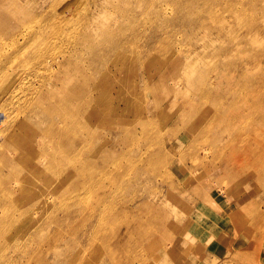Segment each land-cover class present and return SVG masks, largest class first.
<instances>
[{"label": "rangeland", "instance_id": "obj_1", "mask_svg": "<svg viewBox=\"0 0 264 264\" xmlns=\"http://www.w3.org/2000/svg\"><path fill=\"white\" fill-rule=\"evenodd\" d=\"M191 1L219 5L109 48L80 17L92 0H0V264H264V27L235 51L248 20L221 22L244 9L264 26V0ZM51 88L71 99L47 109Z\"/></svg>", "mask_w": 264, "mask_h": 264}, {"label": "bare ground", "instance_id": "obj_2", "mask_svg": "<svg viewBox=\"0 0 264 264\" xmlns=\"http://www.w3.org/2000/svg\"><path fill=\"white\" fill-rule=\"evenodd\" d=\"M60 1L61 0H39V2L34 4L33 7L35 8V6L38 7L47 6V9L54 10L55 8H58ZM123 1H125L123 4L121 3L115 4L113 3V0H94V1L92 0L91 6H89L87 10H85V12H83L80 16L81 19L84 22L86 20L87 23L91 25V27L101 30V32L105 35V37L103 38L107 40L109 48L112 47L115 48L118 45V43L122 42L125 39L126 34L128 33H132L130 36V41L132 42H134L136 39L142 40L145 38H147L148 40H152L153 33L156 30L158 31L160 27H165V29H167L168 27H170V24L173 21L178 19L179 15L192 14V12H201L203 14L207 13V15H210L209 17H212L211 16L213 15L212 8L219 5V3H215V2L214 3L212 2V4L208 3V5H211L212 7L210 8L209 6L203 3L196 4V3H192V1L191 3H189L190 0H149L150 3L148 4V6L144 7L141 5L143 0H123ZM173 6L175 7L176 11H174ZM233 8L234 7H232V9ZM138 9L139 11H141V13L146 12L149 15L148 19L146 21H140V23H137L135 20L132 21V23L128 22L127 18L133 15ZM49 15L52 17L53 12H51ZM170 15H171L170 18L165 19V17H169ZM229 17L233 18L235 21L240 18H245L248 20V22L238 21L242 26H245L244 28L246 29V31L243 33V35H241L240 39L236 40V43L233 45L231 50H235V51L253 50L255 48L254 47L255 44L253 40L263 31L262 28L264 26L257 21L255 22V24H253L252 20H254V17L250 16L249 12L245 11L244 9L243 10L234 9L230 12L227 11V15L222 16L221 22L225 24ZM17 18H18V22L16 23V27L12 29L13 34L16 32L18 24L21 21H24L26 17L18 16ZM160 18H164V20H160ZM199 26H200L199 24H193L192 29L195 30L196 32L206 31L207 35L210 34L209 29H205L203 25L200 27ZM219 34H224V30H221ZM218 36L220 37V40H223V43L228 40V37H226L225 35H218ZM32 40H33L32 36H27V38L23 37L22 44L24 46H27ZM242 42H245L246 45L242 46ZM88 46L94 47V45H92L91 42L89 43ZM170 55H173V53H171ZM155 59L156 58L154 56L152 57L151 61H154ZM187 62L190 61L179 59L175 61L173 64L175 67H189L190 64ZM41 65L42 64H36L34 65L33 70L30 71L25 70L23 74L20 76L21 79L15 81V84H12L10 87L7 88V90L5 91V95L9 96L10 98H14L15 95L18 94L23 89L25 85V80L32 75V72H38V70L41 68L40 67ZM62 70H63V76L65 74H72L75 78L80 77L77 84L73 85V89L78 91L81 90V94L84 95L88 90V84L86 77L82 74V70L73 64H67L64 67L62 66ZM3 72H4V68H0V77L2 76ZM256 72L258 71L256 70L253 71V73ZM111 80L112 79H108V82L105 86L106 89L108 85L111 83ZM235 81L236 79L231 78L229 81H227V83H232V82L235 83ZM70 83L73 82L71 81ZM54 89L55 88H51L49 90V94H57V97L59 99L57 101H53L47 107V109L57 108L61 105V102L67 103L71 99L68 90H65L64 94H58L54 92ZM104 94L105 95L108 94L107 90L104 92ZM28 122H30V120ZM34 136L35 134L32 133L30 139L33 138ZM25 146H26L25 151L27 148V152H32V142L30 140L29 142L26 141ZM66 152L67 154L70 155L73 152V149L67 148ZM73 234L74 232L73 230H71L65 234H62V237L69 239L70 237L73 236ZM81 239L82 237H80V239L77 241V246ZM77 246L75 250H77ZM72 252L76 253V251H72ZM81 253L82 252H79L78 250L77 254L79 261H81ZM230 257L231 259H233L232 255ZM63 259L64 261L68 262L67 257H64ZM70 262L71 264H79L77 262V259L76 260L71 259Z\"/></svg>", "mask_w": 264, "mask_h": 264}]
</instances>
